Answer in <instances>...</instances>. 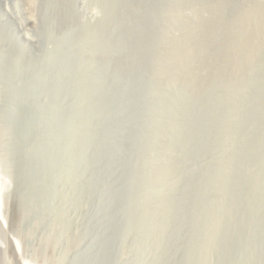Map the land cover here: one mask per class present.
<instances>
[{
	"label": "rangeland",
	"instance_id": "obj_1",
	"mask_svg": "<svg viewBox=\"0 0 264 264\" xmlns=\"http://www.w3.org/2000/svg\"><path fill=\"white\" fill-rule=\"evenodd\" d=\"M111 181L115 264H264V0H0V264H74Z\"/></svg>",
	"mask_w": 264,
	"mask_h": 264
},
{
	"label": "water",
	"instance_id": "obj_2",
	"mask_svg": "<svg viewBox=\"0 0 264 264\" xmlns=\"http://www.w3.org/2000/svg\"><path fill=\"white\" fill-rule=\"evenodd\" d=\"M106 186L108 190L106 199L95 196L96 200H92L97 209L95 215L90 219L89 232L87 231L92 234L89 237L90 245L86 248V251L83 250L76 254V259L74 257L72 260L74 264H115L114 256L116 241L118 240L116 226L118 218L124 212V208L119 207L117 204L125 194L123 191L127 185L124 182L111 181ZM114 205H116V208L113 207Z\"/></svg>",
	"mask_w": 264,
	"mask_h": 264
},
{
	"label": "bare ground",
	"instance_id": "obj_3",
	"mask_svg": "<svg viewBox=\"0 0 264 264\" xmlns=\"http://www.w3.org/2000/svg\"><path fill=\"white\" fill-rule=\"evenodd\" d=\"M31 8V7H30ZM34 9V8H33ZM6 47V46H5ZM3 49V48H2ZM7 57V56H6ZM44 59V58H43ZM17 112V111H16ZM37 113V112H36ZM65 121V120H64ZM33 129V128H32ZM1 194V193H0ZM25 263V262H24Z\"/></svg>",
	"mask_w": 264,
	"mask_h": 264
},
{
	"label": "clouds",
	"instance_id": "obj_4",
	"mask_svg": "<svg viewBox=\"0 0 264 264\" xmlns=\"http://www.w3.org/2000/svg\"><path fill=\"white\" fill-rule=\"evenodd\" d=\"M1 188H2V186H1ZM1 191V190H0Z\"/></svg>",
	"mask_w": 264,
	"mask_h": 264
}]
</instances>
